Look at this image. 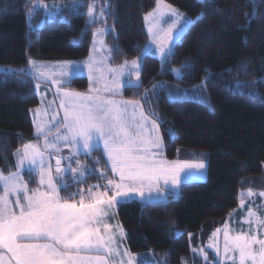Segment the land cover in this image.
<instances>
[{
  "label": "trees",
  "instance_id": "obj_1",
  "mask_svg": "<svg viewBox=\"0 0 264 264\" xmlns=\"http://www.w3.org/2000/svg\"><path fill=\"white\" fill-rule=\"evenodd\" d=\"M34 0H0V64L21 74L0 72V170L16 168L14 153L23 143L34 142L31 109L38 105L35 80L27 73L29 59L53 62L80 60L88 54L92 34L107 27L105 42L111 64L138 56L148 36L144 15L156 0H107L105 16L86 24L87 0L75 12L58 14L40 27L27 31L26 9ZM48 1V0H43ZM186 13L194 23L173 45L166 65L153 55L142 60L140 85L126 87L122 96L143 100V94L160 80L183 87L207 86L212 108L193 100H144L154 107L164 134L165 157L188 159L191 150L207 152L204 181L182 183L178 194L166 201L144 206L137 200L117 206L132 253H165L167 264H193L189 234L207 237L223 227L237 208L239 191L260 188L264 177V0H164ZM105 3V0H100ZM67 20V22H65ZM172 67H180L176 79ZM67 88L87 90L86 77H75ZM253 88L255 92L253 93ZM180 149V150H179ZM179 150V152H178ZM86 158V159H82ZM82 160L105 158L99 149ZM24 179L29 180L27 171ZM29 187L37 185L31 177ZM93 175L83 185L68 180V196L80 187L93 185ZM78 198V197H77ZM154 254V256H156Z\"/></svg>",
  "mask_w": 264,
  "mask_h": 264
},
{
  "label": "snow or ice",
  "instance_id": "obj_2",
  "mask_svg": "<svg viewBox=\"0 0 264 264\" xmlns=\"http://www.w3.org/2000/svg\"><path fill=\"white\" fill-rule=\"evenodd\" d=\"M81 6V0H73L70 7L75 12ZM107 6L105 0L104 7ZM86 7V24H95L106 15L103 7L97 14L95 0H87ZM41 8L49 16L54 14L43 0H34L33 7L28 9V18H33ZM59 8V4L51 6V9ZM150 18L149 44L166 65L173 55V44L194 21L164 0H156V8L144 17L146 22ZM165 18L171 19L167 28L161 26ZM104 32L105 29L93 32L92 48L83 64L90 85L94 80L103 82V89L90 86L88 94H83L65 88L80 74L79 64L64 62L52 72L31 59L28 61L37 88L40 82L49 80L57 88L63 119L58 120L56 114L47 120L34 119L36 142L23 143L14 153L16 171L5 176L0 170V264H115L116 257L120 258L119 264H144L127 249L120 252L111 225L103 223L108 210L137 198L144 206L166 201L179 192L189 170L205 168L203 162L167 160L156 115L146 112L139 100L115 99L126 83L122 80L125 75L129 77L128 83L134 77L139 86L142 57L154 53L149 47L142 50L141 57L110 67L107 57L96 55L106 48ZM172 71L179 75L181 69ZM23 72V69L9 68L4 74ZM36 111L39 113V109ZM101 145L102 156L106 157L103 168L81 162V154L91 157ZM62 146L69 148L70 155H61ZM101 162L96 159L94 164ZM25 171L29 175L27 181ZM93 175L97 176V184L61 196L67 190L69 179L83 185ZM32 176L38 177L36 189L29 188ZM247 195L251 197L254 193L249 189ZM259 195L264 197V192ZM243 223L250 225L247 231L233 232L225 226L223 260L232 264L237 261L238 264H264V219L249 208ZM119 231L122 233L123 229ZM215 247L219 255V244ZM197 251L193 249V254ZM199 254L203 255L204 250L200 249Z\"/></svg>",
  "mask_w": 264,
  "mask_h": 264
},
{
  "label": "rangeland",
  "instance_id": "obj_3",
  "mask_svg": "<svg viewBox=\"0 0 264 264\" xmlns=\"http://www.w3.org/2000/svg\"><path fill=\"white\" fill-rule=\"evenodd\" d=\"M43 2L46 3L47 5H49L50 10L54 14L49 16L48 13L44 9L41 8V9H38L35 11L33 18L29 19L27 16V12H28L29 8L33 7L34 1H32L26 9L27 31H29L35 27H40L45 22V20H47V19L51 20V19L55 18L58 14H64L65 12L72 11L70 6L72 5L73 0H48V1H43ZM164 2H166V1H164ZM81 3H84V1L81 0ZM53 4H59L60 5L59 10L51 9V6ZM104 5H105V3L100 2V0H95V8H96L97 14H99V11L102 7L105 10L106 7H104ZM173 7H175V6H173ZM155 8H156V2L154 4L153 9L150 10L149 12H152ZM175 8L178 9L177 7H175ZM178 10H179V12L183 13L185 17L190 18L186 13H184L180 9H178ZM145 15H144V17H145ZM103 17H100L99 21L102 20ZM190 19L192 20V18H190ZM165 21L166 22H163L161 26L164 28H167L168 24L171 23V19L165 18ZM150 22H151V18H150V21H148V22H146L144 19V27H145L146 34L148 36V41H147L143 50L151 47L154 54H150V55H153L155 58L160 59L159 55L155 54L154 46L149 44V34H148L147 29H148ZM98 29H105V32L103 34V40L105 42V35L107 33V27L98 28ZM183 34H181L178 39H180V37ZM92 43H93V34H92L91 43H90V46L88 49V54L80 60H65V61H53V62H44V61H35V60H32V61L36 65H42L45 68L51 70L52 72H55L57 70V68L61 64H63L64 62H73V63L81 65V72L76 77H86L87 90L86 91L74 90V91L79 92V93H83V94H88V90H89L90 86L93 88H100V89H103V87H104L103 82L97 83L95 80L92 81L91 85H90L88 71L86 68H83L84 62L87 61V59L89 57V51L92 48ZM105 45H106V48H104L101 53H96L97 56L107 57L108 58L107 59L108 65L110 67H114V68L118 67L119 65H121L125 62L124 61V62L117 64V65L111 64L110 55H109V51H108L109 46L107 45L106 42H105ZM141 55H142V52L138 56L134 57L133 59H129L127 61L131 62L132 60L136 59L137 57H141ZM143 57H142V60H143ZM142 60H141V63H142ZM9 68L14 69L10 65L0 64V72H5V70L9 69ZM173 68H179L180 69V67H172L171 71ZM27 73L31 77H33L32 73H31V69L29 67V64L27 65ZM172 73L176 79L181 78V72L179 75H177L173 71H172ZM94 75H99V73H94ZM55 78L59 79V77H55ZM108 79L110 81V79H111L110 74H108ZM122 80L125 81L126 83H124L123 86L120 88L121 94L119 96H116L115 99L131 100V99L123 97L122 94H123V91L126 87H136V80L134 77H132L131 82L128 83L127 81H129V77L127 75L122 77ZM261 80L264 81V75L261 77ZM34 85H35V91H36L39 102H38V105L33 110H31V112H30L32 124L34 122V119L39 118L41 120H47V119H50L53 114H56L57 119L62 121L63 110L60 108V95L57 92V88L52 86L51 80H49L47 82H40L39 88L36 87L37 81L35 80ZM139 85H140V81H139ZM153 85H155L156 87L153 88ZM153 85H152V87H150L148 90H146L144 92L143 100H139L144 105L145 111L148 113H154V110H153L154 107L151 105H148L149 107H146L144 104V100H147L150 98H152L153 100L159 99L161 91H163L164 96L169 101L193 100V101L204 103L205 105L208 106V108H212V104H211V100H210V94L207 90V86L205 85V83H204L203 88H201V84L196 85V86H192V87H183L181 84H179L177 82L170 83V82H166L163 80L157 81ZM65 88L70 89V88H67L66 86H65ZM146 93H147V95H146ZM37 109H39V113H37V111H36ZM46 112H47V115H45ZM149 127H150V125H149ZM159 127H160V125H159ZM160 136L162 138L163 145H164L163 155L165 157L166 141H165V137H164V134L162 133L161 129H160ZM41 144H42V142H41ZM99 149L101 150V153H103L102 145L100 146ZM179 150H178V152H179ZM190 152H194V153H191L192 156H188L190 158H188L186 160H181V161L182 162H192V163L203 162L205 164V168L201 171H197L196 169L189 170L188 177L182 183L191 182V181H204L207 177V152L203 151V150H200V151L199 150H191ZM61 155H64V156L70 155L69 148L62 146ZM81 155H83V154H81ZM81 155H80L81 162H87L90 167H99L98 165H95L94 162H91L90 160H82V159H86V158L82 157V159H81ZM104 158L106 161V157H104ZM14 159H15V165H17V158L15 155H14ZM167 160H169V159H167ZM169 161H173V160H169ZM52 163L54 165L55 161L53 160ZM66 163L67 162L65 161V164ZM262 167H263V171H264V164L262 165ZM14 171H16V168ZM4 175L7 176L8 174H4ZM181 175L183 176L184 173H181ZM262 179H263L261 181L262 187L256 188V189L255 188H245V189H241L239 191L238 206L231 213L230 217L228 218L226 224L223 227H219V228L214 229L207 237L205 236V238L203 237L201 231H199L196 235L195 234H191V236L188 235V241H189V245H190L191 256L196 257L199 260L198 264H232L231 261H224L223 260V256H224L223 243H224L225 226L227 225V227L232 229L233 232H239L241 230L247 231L249 229L250 225L248 223H243V221L248 218L249 208H251L256 213L257 217L264 219V197H261L259 195L260 192H264V177ZM36 182L38 184V177L37 176H36ZM97 183L98 182H96L95 184H97ZM37 187H38V185L33 189H36ZM249 189H251L254 193V195L251 197H249L247 195ZM74 192H77V191H74ZM77 197H78L77 198V200H78L79 196H77ZM242 199H243V205H241ZM134 200H137L140 202V200L138 198L134 199ZM103 223L111 225L112 231L115 233V242H116V245H119L120 252L123 253L125 249L130 251L127 244H126L125 230H124V228H123V226L119 220V217H118L117 207L115 209H109L108 210L107 216L104 217ZM120 228L123 229L122 233L119 231ZM218 229L220 231L217 233V236L213 237V233H216ZM262 234H264V233H262ZM217 243L219 244V255H217V251H216V247H215V245ZM210 244L213 245V247H209ZM193 249L198 250L196 255L193 254ZM200 249L204 250L203 255L199 254ZM147 253L148 254H145V255H144V253H141L142 256H144V258H147L146 259V262H148L147 264H167V258H166L165 253L161 252V253H159V255H156V253L153 251H149ZM131 254L137 258L141 257V255L137 254V253L131 252ZM154 254L156 256H154ZM205 256L207 257V259H205ZM119 259H120L119 257L115 258V264H119ZM182 264H193V263L189 262L187 259H184L182 261ZM237 264H238V261H237Z\"/></svg>",
  "mask_w": 264,
  "mask_h": 264
},
{
  "label": "crops",
  "instance_id": "obj_4",
  "mask_svg": "<svg viewBox=\"0 0 264 264\" xmlns=\"http://www.w3.org/2000/svg\"><path fill=\"white\" fill-rule=\"evenodd\" d=\"M108 51H109V50H108ZM33 109H34V108H33ZM33 109H31V110H33ZM30 112H31V111H30ZM33 129H34V126H33ZM33 132H34V130H33ZM34 142H36V139H35ZM34 142H33V143H34ZM174 160H179V161H181V160H186V159H174ZM37 185H38V184H37ZM37 185H36V186H37ZM36 186H35V187H36ZM35 187L33 186L32 188H30V187H29V188H30V189H33V188H35ZM144 255H145V254H144ZM139 256H140V255H139ZM138 259L140 260V258H138ZM144 261L146 262V260H144ZM146 263H148V262H146Z\"/></svg>",
  "mask_w": 264,
  "mask_h": 264
}]
</instances>
